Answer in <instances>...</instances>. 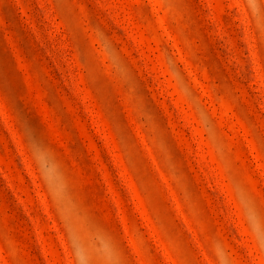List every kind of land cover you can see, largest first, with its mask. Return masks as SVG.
Instances as JSON below:
<instances>
[{"label":"rangeland","instance_id":"374dc122","mask_svg":"<svg viewBox=\"0 0 264 264\" xmlns=\"http://www.w3.org/2000/svg\"><path fill=\"white\" fill-rule=\"evenodd\" d=\"M0 264H264V0H0Z\"/></svg>","mask_w":264,"mask_h":264}]
</instances>
